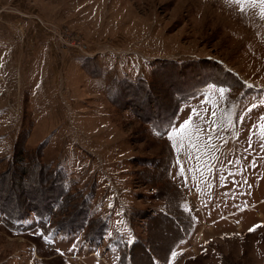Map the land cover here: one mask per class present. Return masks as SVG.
Masks as SVG:
<instances>
[{
    "label": "rangeland",
    "instance_id": "1",
    "mask_svg": "<svg viewBox=\"0 0 264 264\" xmlns=\"http://www.w3.org/2000/svg\"><path fill=\"white\" fill-rule=\"evenodd\" d=\"M0 6V173L23 127L26 148L33 153L44 145L42 160L64 168L92 205L88 224L80 220L73 229L56 227V214L42 220L28 210L11 221L0 212V264H120L129 246L126 264H264L259 0H0ZM158 64L169 83L157 81L146 99L143 91L128 94L124 109L109 104L108 80L127 75L149 84ZM209 73L237 85L189 91L175 125L164 135L155 130L152 123L166 122L174 109L169 84L196 88ZM147 108L151 124L135 113ZM9 180L0 183L4 191ZM2 189L0 204L12 208L16 198ZM98 219L108 230L93 238Z\"/></svg>",
    "mask_w": 264,
    "mask_h": 264
},
{
    "label": "trees",
    "instance_id": "2",
    "mask_svg": "<svg viewBox=\"0 0 264 264\" xmlns=\"http://www.w3.org/2000/svg\"><path fill=\"white\" fill-rule=\"evenodd\" d=\"M203 62H206V60H204ZM176 64L179 63L176 62ZM185 65L194 66L195 64L184 62L182 66ZM83 66H87V62L83 64ZM159 66L160 64H158V68L160 69H158L155 65L156 68H152L150 70V76L152 78L150 77L151 79L149 84L148 82L146 83L147 80L145 78L141 77L134 80L127 75L114 76L110 80H108L109 82H107L106 85L105 96L110 105L112 107H115L116 109H124L131 104L126 103V96L128 94L131 93L130 95L132 96L135 93L134 97L137 98V95L140 94L141 91H143V98L145 96L146 99V97H148V94L155 92L154 87L157 81L160 85H164V82L169 83L170 81L168 80V77L165 76V68H161V66ZM188 66H185V68ZM86 70H88L92 76H98L101 74L100 72L98 74V71L89 70L87 69V67ZM225 74L235 80V76L233 74H230V72H225ZM216 76L217 75H213L210 73L203 76V79H201L200 81L201 83H199L196 88L192 87V84L183 89V86H180L179 84H169L170 88H173L171 98L174 101L172 102L174 104V109L173 112L170 113L169 119L166 122L159 121L156 125L152 123V112H150L148 108L147 112H143L144 114H142V112L135 113L140 120L146 123H152L153 128L164 135L167 128H169V126L173 124L174 117L179 105L183 101L190 99L193 95L191 93H186H188L189 91L194 92L195 94L199 93L208 83L226 86L237 85L233 81L230 82L229 80H225L221 76ZM137 104V106H141V111L143 109L142 103ZM24 130L25 129L22 127L18 132V136L16 137V140L14 142L11 155V163L7 166V169L0 173V183L10 178V180L8 181L10 184H8V188L6 191L2 189V186L4 184L0 185L2 191L7 194L12 193V195H14V197L16 198V203L12 208H3L0 204V212L2 213L4 220L14 221L22 219L23 215L29 210L35 213L36 217L42 218V220L48 218V215L54 216V214H56L54 216V224L59 229L77 228L80 220H82L81 223L88 224L87 220L90 217L92 207L91 197L89 195H85L86 198L83 197V192L79 189L77 190V188L75 187V181L68 176V172L64 168L57 167L52 169L42 160L44 145L39 146V148L36 149L33 153L31 152V150L27 149L26 138L28 131L22 134ZM7 175L13 177H7ZM38 197L41 199L40 204H36L35 201V199H37ZM1 198L2 196H0V199ZM58 216L60 217V220H58ZM97 222H99L97 228L92 229L91 232V236L93 238L104 236L108 230L107 221H105L104 219H98ZM129 249L130 246L126 251H124V253H127L126 256H128V258L130 259ZM173 250L174 247L170 249V251ZM126 256L119 259L120 264H126ZM151 256L153 259H157L158 257L157 254L156 256L153 254ZM167 259L168 258L166 257L165 261ZM150 264L155 263L152 262Z\"/></svg>",
    "mask_w": 264,
    "mask_h": 264
},
{
    "label": "snow or ice",
    "instance_id": "3",
    "mask_svg": "<svg viewBox=\"0 0 264 264\" xmlns=\"http://www.w3.org/2000/svg\"><path fill=\"white\" fill-rule=\"evenodd\" d=\"M259 2H260V4L264 5V0H259ZM189 119H191V117H190ZM188 123H189V120H185V121H184V124H181V125H180V129H181V131L184 129L185 125H187ZM173 135H175V132H170V133H169V137H170V138H171ZM250 231H251V229H250Z\"/></svg>",
    "mask_w": 264,
    "mask_h": 264
},
{
    "label": "crops",
    "instance_id": "4",
    "mask_svg": "<svg viewBox=\"0 0 264 264\" xmlns=\"http://www.w3.org/2000/svg\"><path fill=\"white\" fill-rule=\"evenodd\" d=\"M109 104H110V103H109ZM175 121H176V120H175ZM174 125H175V123H174V124H172V125L169 127V129H170V128H172Z\"/></svg>",
    "mask_w": 264,
    "mask_h": 264
},
{
    "label": "built area",
    "instance_id": "5",
    "mask_svg": "<svg viewBox=\"0 0 264 264\" xmlns=\"http://www.w3.org/2000/svg\"><path fill=\"white\" fill-rule=\"evenodd\" d=\"M3 8L0 6V13L2 12Z\"/></svg>",
    "mask_w": 264,
    "mask_h": 264
}]
</instances>
